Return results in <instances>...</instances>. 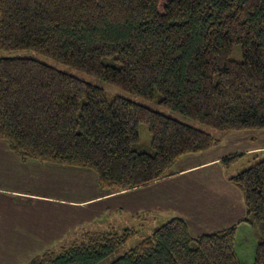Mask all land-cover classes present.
I'll return each mask as SVG.
<instances>
[{"label":"trees","instance_id":"16d2710c","mask_svg":"<svg viewBox=\"0 0 264 264\" xmlns=\"http://www.w3.org/2000/svg\"><path fill=\"white\" fill-rule=\"evenodd\" d=\"M0 49L36 50L211 128L36 58L0 56V140L23 161L91 169L112 192L168 177L181 156L216 146L218 132L264 129V0H0ZM254 161L228 179L257 236L253 264H264V157ZM238 224L194 236L175 216L109 264H246ZM137 234L87 231L26 264H99Z\"/></svg>","mask_w":264,"mask_h":264},{"label":"crops","instance_id":"0c3cea01","mask_svg":"<svg viewBox=\"0 0 264 264\" xmlns=\"http://www.w3.org/2000/svg\"><path fill=\"white\" fill-rule=\"evenodd\" d=\"M216 135L220 139L216 146L181 156L168 177L119 192L102 188L91 169L23 161L0 140V264H26L44 250L60 248L87 231L127 227L153 231L175 216L187 221L194 236L239 223L237 244L243 251L249 243L255 246L250 236L253 229L243 221L247 215L244 194L228 179L238 170L228 169L241 158H248L250 165L255 155L264 157V129ZM234 154L241 156L225 164L224 158ZM139 217L146 222L142 228L127 224ZM236 249L243 258L241 247Z\"/></svg>","mask_w":264,"mask_h":264},{"label":"rangeland","instance_id":"374dc122","mask_svg":"<svg viewBox=\"0 0 264 264\" xmlns=\"http://www.w3.org/2000/svg\"><path fill=\"white\" fill-rule=\"evenodd\" d=\"M0 56H29V57H33V58H36L38 60H41L51 66H54V67H57L61 70H64V71H67L69 73H72V74H75L77 76H80L81 78H84V79H87V80H91L93 82H97L98 84L102 85V87H104V89L107 91V93L110 95V96H122V97H126L128 99H132L134 101H137L139 103H142L146 106H149V107H152L156 110H159V111H162L164 113H167V114H170L172 115L173 117L177 118V119H180V120H183L185 122H188V123H191V124H194L196 125L197 127H200V128H203V129H206V130H211V128L199 123V122H196V121H193L192 119L190 118H187V117H184L183 115L177 113V112H174V111H170L166 108H164L163 106L157 104L156 102L154 101H151V100H148V99H144L140 96H137L135 94H132L120 87H117V86H114V85H111V84H108V83H105V82H102V81H98L90 76H88L86 73L82 72V71H78L77 69H74L64 63H61V62H58L48 56H45L43 54H41L40 52L36 51V50H33V49H26V50H1L0 49ZM233 58L235 59H241V53L238 49H235L234 50V53L232 55ZM140 135H141V140L143 143L145 144H150V141H151V134L148 130V127L145 125V124H142L140 126ZM262 158V156H261ZM255 162V161H254ZM253 162V163H254ZM252 163V164H253ZM240 166L241 169H238L236 167ZM249 166V163H248V158H241L237 165L236 166H232L231 168L229 167L228 171L229 172H233L235 170H242L243 168H246ZM233 170V171H232ZM141 218V219H140ZM143 217H139V219H135L134 222L131 221V223H128L129 225L131 226H135L136 228H142L144 226V223L145 220L143 221L142 220ZM150 220H148L149 222ZM135 229V228H134ZM152 233V230L150 229H142V231L140 232V235H134L132 238H130L128 240V242H125L123 243L114 253H112L110 256H108L107 258H105L103 261H101L99 264H109L112 260H114L115 258H117L119 255H122L123 253L126 252V250L128 248H130L133 244H135L138 240H140L141 238H143L144 236H147V234H151ZM251 238L254 239V242H257V236L253 230V232L251 231V234H250ZM253 239H252V242H253ZM251 241V240H250ZM254 243H249L248 246H247V249H245L246 251H243V246H241V243L238 245H236V247L239 249L241 247V251L240 253H242V257L241 258L246 264H253L254 262V258L252 257V252L255 251V246H253ZM256 245V244H255ZM59 246V245H58ZM56 246V247H53V249H58L59 247ZM247 252V253H246ZM246 253V254H245ZM248 253L250 255H248Z\"/></svg>","mask_w":264,"mask_h":264}]
</instances>
